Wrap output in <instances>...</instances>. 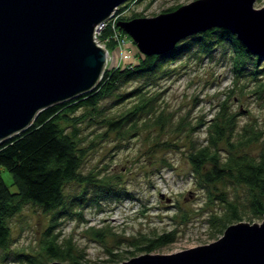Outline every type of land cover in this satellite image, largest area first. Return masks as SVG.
I'll return each mask as SVG.
<instances>
[{
  "label": "rangeland",
  "instance_id": "374dc122",
  "mask_svg": "<svg viewBox=\"0 0 264 264\" xmlns=\"http://www.w3.org/2000/svg\"><path fill=\"white\" fill-rule=\"evenodd\" d=\"M196 1L136 0L129 10L116 13L111 26L118 28L123 17L153 18ZM254 8H264V0H257ZM118 31L119 40L111 38L107 44L99 41L109 52L106 69L123 68L131 63L137 65L143 58L132 39L121 29ZM107 33L108 30L104 32ZM123 40L127 45L121 51ZM258 66H264V57ZM169 68L172 77L156 81L157 85L148 91L156 97V108L140 118L134 128L129 129V125L122 133L110 131L98 118L87 120L80 128L82 146L87 150L81 169L83 175H91L94 179L113 176L134 197L131 201H103L99 207L78 210L81 217L60 223L57 232L72 239L79 250L78 256H84L79 259L81 264H121L120 261L144 255L132 246L142 237L175 233L176 241L153 255H173L212 244L221 238L210 226L209 218L221 208L216 197L218 192H226L228 188L222 184L209 189L200 187L187 152L191 141H205L206 128L194 134L188 130L213 119L225 105L238 115L240 129L251 127L264 136V90L258 89L260 84L264 88V79L259 84L237 78L232 54L224 53L222 48H217L210 57L199 54L185 57ZM143 82L132 81L124 85L119 94H130L143 86ZM135 104L133 97L119 104L115 96L101 104L102 115L117 118ZM81 114L82 111L77 116ZM180 123L181 130L178 131ZM262 142L251 146L248 152L258 156ZM3 178L11 190L16 191L8 171L3 172ZM82 190L78 184H71L66 193L74 196ZM226 194L239 201L245 199L242 189L236 188ZM261 222L255 220L253 223ZM49 223V215L32 205L26 206L10 222L12 247L7 253L0 250V264H23L13 261L15 254L36 256L42 253ZM91 228L101 230L103 237H95Z\"/></svg>",
  "mask_w": 264,
  "mask_h": 264
},
{
  "label": "trees",
  "instance_id": "16d2710c",
  "mask_svg": "<svg viewBox=\"0 0 264 264\" xmlns=\"http://www.w3.org/2000/svg\"><path fill=\"white\" fill-rule=\"evenodd\" d=\"M135 1L125 3L117 14L129 10ZM178 8L168 11H175ZM138 17V15L131 18L123 17L120 21H130ZM108 34L109 31L103 34L102 39L108 37ZM217 48H222L224 53L232 54L237 78H246L259 84L262 82L264 66L259 68L258 64L263 57L252 54L230 31L215 28L180 41L173 50L164 55L151 57L142 55L143 58L137 65L131 63L123 68L106 69L92 92L43 111L27 132L2 143L0 145V250L6 253L11 250L10 222L26 206L32 205L50 216L49 227L42 242V253L36 256L15 254L13 261L23 264L54 262L81 264L79 259H83L84 256H78L79 250L72 239L65 238L61 232H57L60 223L66 219L81 217L82 214L77 212L78 210L99 207L103 201L120 200L121 202L134 199L113 176L94 179L91 175H83L81 169L87 150L82 146L81 126L87 120L96 121L98 118L110 131L122 133L129 125H131L129 129L134 128L140 118L145 114H151L156 108L154 105L156 97L148 91L157 85L156 81L172 77L169 68L171 64L197 54L210 57ZM244 72L247 73L243 74ZM137 80H143L144 85L130 94H119L124 85ZM258 89L264 90L262 84ZM115 96L119 104L129 97L135 98L136 104L117 118H106L102 115L101 104ZM80 111L82 114L77 116ZM181 126L182 123L178 125V131L181 130ZM203 128H206L205 141L202 143L191 141L187 152L192 173L202 189L216 187L219 184L228 188L226 192H218L216 196L221 208H217L216 213L210 214V226L222 237L231 225L240 222L253 223L255 220L263 221L264 136L262 132L251 127L240 129L238 115L225 105L216 112L213 119L208 122L202 121L188 131L194 134ZM261 141H263L262 149L258 156L251 155L248 152L249 148ZM5 170L11 174L12 186L16 188L14 192L3 178ZM71 184H78L83 190L74 196H69L66 189ZM236 188L244 190L243 201L226 194ZM91 231L95 237H103L101 230L91 228ZM174 234L171 232L154 235L153 238L142 237L132 243V246L145 254H152L162 247L173 244L176 241ZM131 254L133 255V252Z\"/></svg>",
  "mask_w": 264,
  "mask_h": 264
},
{
  "label": "water",
  "instance_id": "95a60500",
  "mask_svg": "<svg viewBox=\"0 0 264 264\" xmlns=\"http://www.w3.org/2000/svg\"><path fill=\"white\" fill-rule=\"evenodd\" d=\"M129 1L0 0V145L27 132L43 111L97 87L108 52L96 32ZM256 1L198 0L118 27L146 57L169 53L180 41L215 28L264 57V8L255 9ZM121 264H264V217L231 225L206 246Z\"/></svg>",
  "mask_w": 264,
  "mask_h": 264
},
{
  "label": "built area",
  "instance_id": "2783aa9c",
  "mask_svg": "<svg viewBox=\"0 0 264 264\" xmlns=\"http://www.w3.org/2000/svg\"><path fill=\"white\" fill-rule=\"evenodd\" d=\"M118 10H119V8L115 11V13L113 15V18L110 21H108L103 26L98 28V30L96 32V42L98 44H100L99 41H101L102 43H106L107 44V42H109V39H111V38H112V40H114V39L119 40V38H120V34H119L120 31H118V30H120L119 27L116 28V26H111L112 21H113V19H114V17H115V15H116ZM107 30L109 31L108 37L105 38V39H102V36H103L104 32H106ZM112 43H115V42H112ZM118 43H119V47H120V42H118ZM126 45H127L126 40H123L122 44H121V47H120L121 51H122V49L126 48ZM99 46L105 48L102 44H100ZM108 55H109V52H108ZM109 60H111L110 56H109Z\"/></svg>",
  "mask_w": 264,
  "mask_h": 264
}]
</instances>
